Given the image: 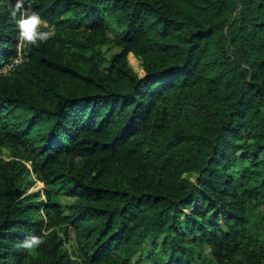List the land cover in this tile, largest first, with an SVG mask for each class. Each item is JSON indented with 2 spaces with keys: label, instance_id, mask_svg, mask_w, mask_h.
<instances>
[{
  "label": "trees",
  "instance_id": "trees-1",
  "mask_svg": "<svg viewBox=\"0 0 264 264\" xmlns=\"http://www.w3.org/2000/svg\"><path fill=\"white\" fill-rule=\"evenodd\" d=\"M30 9L0 74V264H264V0Z\"/></svg>",
  "mask_w": 264,
  "mask_h": 264
},
{
  "label": "clouds",
  "instance_id": "clouds-1",
  "mask_svg": "<svg viewBox=\"0 0 264 264\" xmlns=\"http://www.w3.org/2000/svg\"><path fill=\"white\" fill-rule=\"evenodd\" d=\"M24 6V0H16L15 7L11 10V15L13 18L17 16V13H20V18L16 21L17 27L19 29V39L24 40L25 39V29L26 25L32 23L33 26H39L42 21L38 14L35 12H28L27 10L22 11ZM51 33L43 32V31H37L36 32V39L38 40H45L47 39ZM32 43H35L36 41H31ZM81 159V158H78ZM43 241L38 237H31L23 244L21 245L23 248L29 250L31 253L36 247H38Z\"/></svg>",
  "mask_w": 264,
  "mask_h": 264
},
{
  "label": "built area",
  "instance_id": "built-area-1",
  "mask_svg": "<svg viewBox=\"0 0 264 264\" xmlns=\"http://www.w3.org/2000/svg\"><path fill=\"white\" fill-rule=\"evenodd\" d=\"M32 10H30V13ZM27 33V30L25 29V34ZM25 40H19L18 47H17V55L7 64H5L0 71V74H8L10 73L15 67L19 64H21L25 59Z\"/></svg>",
  "mask_w": 264,
  "mask_h": 264
},
{
  "label": "rangeland",
  "instance_id": "rangeland-1",
  "mask_svg": "<svg viewBox=\"0 0 264 264\" xmlns=\"http://www.w3.org/2000/svg\"><path fill=\"white\" fill-rule=\"evenodd\" d=\"M31 10V9H30ZM129 62L134 70L142 77L144 75L143 69L141 67L140 60L134 57L132 54L129 55ZM44 189V185L38 183L34 189L31 190L30 193L38 192ZM72 202L71 199H64L65 204H70Z\"/></svg>",
  "mask_w": 264,
  "mask_h": 264
},
{
  "label": "snow or ice",
  "instance_id": "snow-or-ice-1",
  "mask_svg": "<svg viewBox=\"0 0 264 264\" xmlns=\"http://www.w3.org/2000/svg\"><path fill=\"white\" fill-rule=\"evenodd\" d=\"M25 27L27 30V34L29 35V38H31V32H32L33 24L30 23V24L26 25Z\"/></svg>",
  "mask_w": 264,
  "mask_h": 264
}]
</instances>
